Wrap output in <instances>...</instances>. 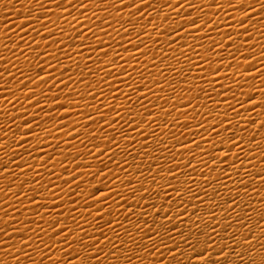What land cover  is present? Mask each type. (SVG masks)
<instances>
[{"label": "bare ground", "instance_id": "1", "mask_svg": "<svg viewBox=\"0 0 264 264\" xmlns=\"http://www.w3.org/2000/svg\"><path fill=\"white\" fill-rule=\"evenodd\" d=\"M42 2L47 8L51 9V12H45V9L41 8L40 3H37L36 0H11V2L9 0H0V58H2L0 59V71L5 68L10 69L11 73L16 75L18 81L20 77L16 68L12 67L11 63H4L3 61L14 62L31 76H35L36 72L39 71L38 65H40L45 68L41 76L48 79L47 85H41V88L36 90L37 95L33 97L31 102L24 99L25 95L31 94L28 89H24L22 92L20 89L23 86L18 82L6 83L7 80L11 79V76L7 73L0 80V84H4L3 91L5 96L12 102L8 103L3 97H0V109L3 110L0 112V124L4 126V131H0V137L7 132V143L12 144V147H15V144L12 143L14 141L21 139L29 141L24 148H17L15 153L12 148L0 151V163L8 166V172L0 176V228L5 229L8 233V236L4 237V241L0 242L4 244L3 251H0V264H40L43 254L39 250H34L33 247L26 249L31 254V259L23 254L17 259H13V256L20 251L21 245L28 236L35 235V233H30L28 228L35 229L36 225L28 224L27 220L39 221L41 215H43L45 221L57 218L66 220L68 226L73 229H75V223L78 222L89 236L94 233L104 241L100 245L103 249L100 253V260L87 258L88 255L94 256L96 249H91L90 252H87L79 243L72 244L70 248L65 245L66 250L73 254L80 252L81 256L84 257V264H178V261L173 259V252L179 258V264H206L205 259L197 256L202 255L206 248L208 251L205 252V257L213 249L219 251L221 247L230 242L234 232L237 233L238 241H242L245 236H248L254 243L257 241L259 243H256L254 253L251 256H249L244 247L237 248V253L243 252L245 258L240 261L238 255L234 254L230 257V264H251L252 260H255L256 264H261V260L264 258V248L260 247V244L264 243V128L260 127V124L264 123V12H260L259 16L254 15L251 20H247L246 27L249 31L245 33L243 29L230 28L225 23L228 16L247 19L244 13H232L230 9H227L226 0H221L224 3V8H220L219 5L209 7L212 0H195L197 4H204L207 15L197 12L194 8L189 9L185 5L184 9H181L183 13L181 17H177L173 12L174 21L163 23V27H169V25L174 27L178 24H186L192 18H199V26L202 27L205 21H211L208 28L195 32L196 39L189 37L187 40L188 44L199 45L202 43L204 45V47L198 48L201 56L207 58L202 67L208 69V71L216 67L221 68L219 83L215 85L216 91L211 92L212 99H208L200 91V88L211 91L213 85L196 80L195 77L201 74L208 76L209 80L212 77L208 75L207 71L201 73L200 69L195 67V61L199 60L200 57H197L196 53L192 52L190 48L182 49L180 47L185 41L181 40L169 48L166 37L153 32L152 25H149L147 29L148 33H151L152 38L149 39L148 35H143L142 38L146 46L141 45L140 52L135 54L132 51L124 52L123 48L119 47L121 43L131 47L128 45L127 39L121 41L120 37L117 36L115 40H111L113 49L118 50L130 63H136L133 55L140 61L139 64H136L138 70L132 72L133 87L129 89L127 83H121L122 80H127L126 75H121L117 79L115 75L106 76L104 72L99 70L101 67L107 66L114 69L116 73L121 72L117 65L110 63L115 56V51L109 49V56L107 57H104L103 53L98 50L90 52L88 46L91 45L92 48H95L99 43L94 38L86 40L84 37H80L73 45L71 38L75 33L63 20L58 19V17L66 15V13H63L62 9L57 8L56 4L49 3V0H42ZM137 2L139 3V0ZM153 2L156 7L152 14L155 15L157 11H160L162 14L157 18L156 23H161L163 14L171 12L172 9L162 7L168 3V0H153ZM171 2L176 4L178 0H171ZM251 2L255 8L260 9L261 5L256 3V0H251ZM116 3L119 6V0H116ZM85 4L89 9H97V14L101 17L109 16V19L115 20L119 15H123L125 19L128 18L127 9L123 13H117L110 3L104 4L97 0L96 4H90L88 0H85ZM100 8H106L107 11L100 12ZM225 10H227V15H225ZM72 11L73 15H79L74 9ZM145 11L147 12L149 9H145ZM188 11H191L190 17L187 16ZM52 13H55V15ZM214 13H219V15H214ZM37 16L44 17L43 22H47L49 25L48 28L43 29L41 36H37L32 30L33 28H41V23L39 22L25 27L23 32H19L21 22L26 23L35 20ZM80 19L83 21L85 17H80ZM52 21H56V23H52ZM145 24H147V20H143L136 25L132 33L134 44L139 43L135 39L136 33H143ZM127 26L130 29L132 28L131 24ZM60 28H66L63 36H61L59 31ZM113 28L120 29L121 33L123 32L119 23H113ZM50 30L55 32V36H49L48 42H52V47L48 49L50 56L41 55V53L45 52L46 46L42 36H47ZM96 31L105 41L110 40L109 37L103 35L99 28ZM237 31H239V34H237ZM209 32L211 39L208 38ZM229 32L232 33L231 39L227 38V33ZM20 35H24L25 40L32 42L34 45L39 44V49L33 51L28 49L27 45H23L22 50L25 51V55H21V49H17L16 56H13L9 49H16V45L22 44L19 39ZM157 36H159V44L153 42L157 39ZM200 37L205 38L200 41ZM56 40H61L59 46L54 42ZM213 40L224 41V45L221 46L223 48V60L219 56L206 51ZM13 41H15V44ZM82 41L83 47H81ZM5 44L8 45L7 48H5ZM229 44L232 45L231 49L226 47ZM58 47H63L65 50L58 51ZM229 51L236 53L235 59L228 55ZM182 52L190 55L193 58V62L189 63L186 57L181 55ZM141 53H147V55H141ZM89 55L92 57L91 60L87 59ZM38 56L39 60H37ZM97 56L100 57V61H97ZM57 57L59 58V63H57ZM154 57L155 67L152 65ZM176 57L179 58V62ZM209 61H211L210 64ZM216 61H220V63L217 64ZM229 63L234 66L228 68L227 65ZM49 64L51 65L50 67ZM235 65H239V67ZM170 66L175 71L170 70ZM29 69L31 70L29 71ZM145 69L147 70L145 71ZM188 69L192 71L189 72ZM162 70L164 75H161ZM129 71H131V68H129ZM141 71L145 72L144 80H141ZM61 72L64 73L62 77L60 75ZM49 73H51V76H49ZM233 73L236 74L233 79H223L226 74L232 76ZM69 76L72 77L71 82H69ZM52 77H55L57 81L63 79L66 83H70V87L65 88L61 92L59 88L62 86H58L48 92V88H51L54 83ZM82 78L84 82L79 83ZM105 78L112 82V88L100 83ZM26 79L27 77H25ZM233 80L238 81V83H234ZM157 81L160 82L164 91H161L160 87L156 86ZM136 82H139L142 91H136ZM146 82L155 90L156 95H152L148 92V88L144 87ZM89 83L92 85L94 92H100L101 88L104 89L103 93L95 101L90 96H85L84 99H81L80 96L75 95V92H79L82 95L86 94L88 91L86 85ZM197 84L199 87L193 86ZM220 84H223L225 89L230 87L231 91L221 89ZM241 85L243 86L242 88ZM189 88H191V91H188ZM12 91L16 92L15 96L11 94ZM41 91L48 95L47 100L40 95ZM70 92L73 93V96L68 99L66 97ZM125 92H131L132 94V101L134 102L132 113L137 122L142 119L145 121L140 125L142 130L147 129L145 135H149L153 130L161 134L160 139L149 135V147L145 151H141L143 138L138 133H132L131 136L125 138L120 133V126L114 124L112 128L117 130L115 135L119 146L116 143L109 144L112 129H109L108 133H101L98 124H91L85 115L76 116L78 110L86 111L92 113L93 117L99 121L103 112H98L97 107L94 105H99L101 98H103L104 111H107L109 118H111L115 114L112 111L113 108L127 109L128 104L123 95ZM220 92H223V96L218 95ZM233 93H236L235 100L232 99ZM144 94H147L151 101L145 100L144 104L155 113V116L149 115L139 103H135L137 97ZM54 96H59V99L52 102V97ZM158 96L162 98L159 101H157ZM249 96H254V99L249 100ZM18 99L19 102H17ZM36 99H40L44 105H47L45 112H40L36 121L29 126H22V120L11 123V117L23 113L25 109H27V115L24 118L31 120L39 112V109L31 108L28 105L29 103H34ZM224 99H227L229 103L237 108L240 105L236 101L240 100L244 103L245 109L254 108V110L251 112L241 110V115L237 116L235 112L228 108L227 104L221 102ZM189 100L192 101V105L187 108L183 107ZM213 101H216L217 104H213ZM13 103H15V108H13ZM157 103L163 106L164 112H161L159 107H153ZM60 104H64L65 108H59ZM76 104L79 105V109L75 107ZM172 104H179V110H172L170 107ZM205 104L208 107H205ZM256 104L260 106L254 107ZM217 106L218 111H213L212 109ZM193 107H195L196 112H193ZM49 109L52 111L49 112ZM168 111L172 112L170 116L166 115ZM184 111H187L189 115H181ZM56 112L60 116L71 113V117L68 120L60 121L55 119L53 115ZM225 112H227V117L224 115ZM205 115H207L205 123L207 128H211L213 124L218 125L220 120L231 121V130L229 132H224L223 127L218 128L221 133L220 136H217L215 132L205 131L204 128L200 129L205 140L215 142L216 154L218 156L228 155L229 160L221 165L218 160L213 161L211 155H202L200 150L197 149V157L192 161L193 165L196 166V170L193 171L191 168L185 170L184 165L191 159V153L187 149H182L177 140H184V136L180 135L181 131L190 140L192 131L195 130L198 123L204 121ZM177 117H179L180 124L175 125L169 131V126L173 125ZM165 118L168 121V125L162 126ZM154 119L158 120L159 123H152ZM76 120H79V123L75 126V132L71 134H79L76 139H72L71 135L65 137L64 131L66 130L56 133L60 137L59 140L54 139L49 134L61 124L67 123L71 126L72 122ZM252 120H255L256 123H251ZM184 123H190V128L182 129L180 125ZM37 124H39V127H37ZM85 124H91V127H85ZM29 127L34 130L33 133L29 136H24V133L29 131ZM172 132H175V137ZM232 132L236 133L238 141H242L243 152H241L240 148H234L232 152H227L228 137L231 136ZM13 133L16 134L14 135ZM253 135H255V140L252 139ZM37 136H39V140ZM132 136L135 137L137 142L133 141ZM45 137H47V140ZM196 139L200 140V136L198 135ZM222 140L224 141L223 144H221ZM81 141L84 143H81ZM161 141L166 142L167 146L172 148V151H161L160 149L163 147ZM85 144H87V147ZM96 144H99L100 147L93 148V145ZM41 145L46 155L41 156L36 151ZM173 145H175L174 148ZM191 147L195 149V145ZM25 148L32 152L31 156L28 155ZM202 148L211 152L213 145L212 143L205 144L202 142ZM222 148L224 149L223 152L220 151ZM90 149L99 156V159L88 155ZM154 149L155 151H153ZM105 150H107L108 154L100 156V152ZM128 152L132 154L126 155ZM146 152L151 153V155H146ZM173 152L176 153L175 158H173ZM180 153H183V155ZM237 153L244 160V165L241 166L237 162L236 169L230 168L229 165L235 160ZM111 154H115V161L127 168V172L121 171L116 163L109 160L108 157ZM48 156L54 157L49 161V170L55 171L56 176L62 177L61 179L57 180L56 176L50 177L49 172H45L44 168L41 167L43 161L48 159ZM158 156H165L166 159L158 160ZM73 157L78 158L73 161ZM12 159H15V164L11 163ZM25 161H27V164ZM61 161H64V164L68 167V172L63 171ZM101 161L107 164V167H104ZM202 161H207V166H204ZM17 164L24 165L25 168H27L28 164L35 165L43 173V180L40 183H33L34 173L29 171L28 175L24 176L21 169L16 167ZM76 164H90L91 167H81L75 173L79 179L71 185L65 184V179H71ZM177 164L179 168L176 169V174L179 178L171 179L167 168L169 166L176 168ZM53 165L55 166L54 168ZM161 165H163V171H161ZM149 166H151V172H149ZM101 168L104 170L103 173L95 175ZM109 169L119 176V180L113 182V171H109ZM212 169L215 170L213 171ZM237 169H242L239 171V175H237ZM8 173L17 175L12 176ZM80 173H83V175H80ZM157 173H159V176H157ZM105 175L107 179H105ZM152 176H156L155 182L152 180ZM50 179L55 181V183L49 184L48 181ZM13 180L15 181L14 183ZM25 180L29 182L22 185V181ZM129 180L133 182L131 186L127 184ZM241 180L244 181L243 184L240 183ZM77 183L80 184L79 188L76 187ZM42 184L45 187H42ZM225 184L227 187H225ZM245 184L247 187H245ZM9 185H11L10 191ZM46 187L55 191L57 199L53 200L51 191H46ZM141 187L144 191H137L136 195L133 196V189ZM173 187H179L180 193H174L172 191ZM97 188L102 191L96 193L95 198H92L91 194ZM165 189H167L168 195H165ZM70 191L72 199L76 201L75 204H72L68 198ZM17 192L20 193L19 201L15 195ZM105 195L110 196V199L103 201ZM181 195L183 200L180 199ZM33 196L36 197L38 203H46L48 205L47 208L38 209L41 215H36L32 211L36 209V204H30ZM168 196H171L172 199L169 200ZM86 200L87 205H91V207L85 204ZM233 200L236 201L234 205H232ZM53 204L60 205V207L53 208ZM153 204L155 208L152 207ZM230 205L235 208V211H232ZM71 209H75V211H71ZM96 209L103 210L104 219L99 224L96 223L95 216L90 214L100 215L101 213H97ZM5 211L10 215H5ZM61 212H63V216L59 217L58 214ZM156 212H160V215L156 216ZM211 212H215L214 223L213 217L210 215ZM180 213L183 214L180 215ZM245 213H248V215H245ZM237 214H239V217L244 218L247 228L236 224ZM73 216L76 218L75 222L72 220ZM13 217L19 223L13 222ZM109 220L112 221L113 227L119 233V236L108 227L106 222ZM198 220L200 221L199 226L196 224ZM229 224L232 226L228 227ZM101 225H103V231L109 240H105L104 237L100 236ZM43 227L47 228V223H44ZM213 227H216L219 235L212 233ZM225 228H227L226 232ZM138 229H143V231ZM150 229L151 231H149ZM75 231L76 235L73 239L85 236V231L79 229H75ZM157 231L158 235H152ZM128 233H131V235ZM41 235L43 234L41 233ZM149 235H152V239H149ZM209 235L215 236L214 243L208 240ZM9 236L11 239L8 238ZM133 238H135V243ZM57 239H62V237ZM161 239L164 241L162 244L159 243ZM85 240L87 241V236H85ZM153 241L157 242L158 250L151 247ZM49 243L51 244L52 242L49 241ZM113 244L115 247H113ZM145 245L148 246L147 249H145ZM59 247L58 244L55 245L53 259L59 260V264H68V259L63 258ZM181 253L183 254L182 256ZM43 264H52V262L44 259ZM72 264H81V261L73 260Z\"/></svg>", "mask_w": 264, "mask_h": 264}, {"label": "snow or ice", "instance_id": "2", "mask_svg": "<svg viewBox=\"0 0 264 264\" xmlns=\"http://www.w3.org/2000/svg\"><path fill=\"white\" fill-rule=\"evenodd\" d=\"M9 2H11V0H9ZM37 3H40L41 8L45 9V12H51L50 8H47L44 3L42 2V0H36ZM101 3L104 4H111L112 8L115 9V11L117 13H123L125 9L128 10V18L125 19V17L123 15H119L118 18H116L115 20L109 19V16H99L97 14V9L93 8V9H89L87 7V5L85 4V0H49V3H54L56 4L57 8L62 9L63 13H66V15H61L60 17H58V19L63 20L65 22V24L72 29V31L75 33V35L71 38L72 40V44H75V41L77 39H79L80 37H84L86 40L87 39H96L99 41V43L96 45L95 48H92L91 45H89V50L90 52L92 51H100L103 53L104 57L109 56V49H113V45L111 43V40H115L117 36L120 37V40H125L127 39L128 45H130L131 47H127L125 46L123 43L119 44V47L123 48L124 52H130L132 51L134 54L136 52H140V48L141 45H145L146 43L144 41V39L142 38L143 35H148L149 39L152 38L151 33H148L147 29L149 25H152V31L155 33H158L160 35H163L164 37H166L167 40V46L169 48L172 47L173 44H177L179 43L181 40L185 41V43L181 44L180 47L183 48H190L192 52L196 53L197 57H200L199 60L195 61V67L200 69L201 73L204 72H208V75H210L212 77L211 80L208 79V76L206 75H199L197 77H195L196 80L199 81H204L207 83H210L213 85V88L211 89V91L205 90L203 88H200V91L208 97V99H212L211 97V92H215L216 88L215 85L217 83H219V73L221 68L220 67H216L215 69H212L211 71H208V69H205L204 67H202L203 63L205 62V60H207L206 57L201 56V53L199 52L198 48H202L204 47V45L202 43H200L199 45L197 44H188L187 40L189 37L196 39L195 37V32L196 31H203V29L208 28L209 24H211V21H205L204 25L201 27L199 26V18H192L190 20V22L186 23V24H178L176 26H171L169 25V27H163V23L164 22H168V21H174V17L172 15V13L174 12L176 14L177 17H181L183 15V13L181 12V9H184L185 5H187V7L189 9L194 8L197 12H202L205 15H207V13L205 12V8H204V4L200 3L197 4L195 2V0H178V2L176 4H173L171 2V0H168V3L166 5H163L162 7H168L171 8L172 11L167 13V14H163V18H162V22L161 23H156V20L159 16H161V12L157 11L155 15H153V11L155 10V3L153 2V0H139V3L137 2V0H119V6L116 3V0H100ZM88 3L90 4H96L97 0H88ZM227 3V9H230L232 13L235 12H242L244 13V16L247 18H237L235 16H228L227 20L225 21V23L228 25V27H237L238 29H243V31L245 33H247L249 31V29L246 27V22L247 20H251L253 19V16H259L260 12H264V0H256V3H259L261 5L260 9L255 8L254 4H252L251 0H226ZM216 5H219L220 8H224V3L221 2V0H212V3L209 4V7H214ZM75 10L79 15H73V11ZM145 9H149V11H145ZM100 12H105L107 11L106 8H100L99 9ZM53 15H55V13H52ZM110 15V13H109ZM214 15H219V13H214ZM225 15H227V10H225ZM187 16H191V11L187 12ZM80 17H85V20H81ZM135 18V19H133ZM143 20H147V24L144 25V32L143 33H136V37L135 39L137 41H139V43L134 44L133 40H132V33L136 27V25L140 24ZM44 21V17L42 16H37L35 18V20L32 21H28V22H21L20 28H19V32H23L25 27H29L35 23H41V28L40 29H35L33 28L32 30L36 33L37 36H41L42 35V31L44 28H48V23L47 22H43ZM98 21V22H97ZM52 23H56V21H52ZM113 23H119L120 27L123 29V32L121 33L120 29H116L113 28ZM131 24L132 28L130 29L127 25ZM77 25H79V27H77ZM99 28L101 32H103V35L105 37H109L110 40L109 41H105L104 39H102L100 37V35L97 33L96 29ZM109 29H111V31H109ZM195 30V31H194ZM61 36H63V34L66 31V28H60L59 29ZM237 34H239V31H237ZM49 36H55V32L53 31H49V34L47 36H42L43 40L46 42V46H45V52L41 53V55H45V56H50V53L48 52V49H50L52 47V42H48L49 41ZM205 37H200L199 40L203 41ZM208 38L211 39V35L210 32L208 34ZM227 38L231 39L232 38V33L229 32L227 33ZM9 39H11V37H9ZM20 41L22 42V44H18L16 45V49H9V51L12 52L13 56H16V50L17 49H21L20 54L21 55H25V51L22 50L23 49V45H27L28 49H32L33 51H36L37 49H39V44H33L32 42H29L27 40H25L24 35H20L19 37ZM58 46L61 44V40H56L54 41ZM156 44L160 43L159 40V36H157V39L153 41ZM13 43L15 44V41H13ZM233 43H235V41H233ZM224 45V41L220 40V41H215L213 40L211 45L206 49L207 52L215 55V56H219L221 60L224 59V56L222 55L223 52V48L221 46ZM8 45L5 44V48H7ZM81 47H83V41L81 42ZM228 49H231L232 45L229 44L226 46ZM254 47V46H253ZM65 49L63 47H58V51H64ZM113 51H115V56L112 58V60L110 61V63L112 65H117L120 69L121 72L120 73H116L114 71V69H111L107 66L101 67L99 70L101 72H104L106 74V76H112L115 75L117 79L120 78L121 75H126L127 76V80H122L121 83H127L129 89H132L133 84H132V72L137 71V67L136 64H139L140 61L138 59H136L135 55H133V59L136 60L135 64L130 63L129 60L125 59L123 57V55L116 49H113ZM173 51H175V49H173ZM237 51H239V49H237ZM141 55H147V53H141ZM181 55H184L186 57V59L188 60L189 63L193 62V58L188 55L187 53H181ZM228 55L231 56L233 59L236 58V53H233L231 51L228 52ZM247 58V57H245ZM2 59V58H0ZM57 63H59V58L57 57ZM87 59L91 60L92 57L91 55H89L87 57ZM97 61H100V57L97 56ZM176 59L179 62V58L176 57ZM37 60H39V56L37 57ZM118 61H120L118 63ZM4 63H11L12 67H15L17 72L19 73V77L20 79L17 81V77L15 74L11 73L10 69L5 68L3 71H0V80H2L5 77V74L7 73L9 76H11L10 80H7L6 83L11 84L13 82H18L19 84H21L23 87L20 89V91H24V89H28L29 92L31 93L30 95H25L24 99L26 101L31 102L33 97L37 95L36 90L41 88V85H47L48 84V79L47 78H43L41 76V74L45 71V68L43 66L38 65L39 67V71L36 72L35 76H31L28 75L25 70L23 68H20L19 66H17L14 62L12 61H3ZM47 62V61H46ZM161 62H163V60H161ZM211 63V61H209V64ZM217 64L220 63V61H216ZM152 65L153 67L156 66L155 64V57L152 60ZM51 65L49 64V67ZM87 66V65H86ZM234 65L232 63H229L227 65L228 68H232ZM236 67H239V65H235ZM129 68H131V71H129ZM31 69H29L30 71ZM147 69H145L146 71ZM170 70L175 71V69L171 68L170 66ZM189 72H191V69H188ZM90 74H94V73H90ZM61 77L64 75L63 72H61ZM161 75H164L163 70L161 71ZM236 74L233 73L232 76L229 75H225L223 77V79L225 80H230L233 79V77ZM49 76H51V73H49ZM25 77H27V79L25 80ZM140 77L141 80L145 79V72L141 71L140 72ZM54 83L52 84L51 88H48V92H51L52 88H56L58 86H62L59 88V90L61 92H63V90L65 88H69L70 87V83H66L63 79L60 80H56L55 77H52ZM72 81V77L69 76V82ZM84 79L82 78L79 83H83ZM234 83H238V81L233 80ZM101 84H106L109 88H112V82L108 81L106 78L102 79L100 81ZM31 85V87H30ZM157 87H160L161 91H164L163 87L161 86L160 82L157 81L156 84ZM194 87H199V85H193ZM88 91L86 94H81L79 92H75V95L80 96L81 99H84L85 96H90L91 99L93 101H95L97 99L98 96L101 95V93H103L104 89L101 88L100 92H94L92 85L89 83L86 85ZM144 87L148 88V92H150L152 95H156L155 90L150 87L147 82L145 83ZM243 86L241 85V88ZM220 88L224 89L225 91H231V88H227L225 89V86L223 84H220ZM4 84H0V97H3L5 99L6 102L8 103H12L10 100H8V98L5 96L4 94ZM136 91L140 92L142 91V89L139 86V82H136ZM188 91H191V88L188 89ZM11 94L13 96L16 95L15 91H12ZM40 95L44 96V99L47 100L48 99V95L44 92L41 91ZM125 100L127 101L128 107L127 109L121 110V109H116L113 108L112 111L115 113L114 116H112L111 118H109V113L107 111H104V100L103 98H101L100 104L99 105H94L95 107H97V111L98 112H103V115L100 117V120L97 121L92 113L90 112H86V111H77L76 112V116L79 117L81 114L85 115L86 119L88 121L91 122V124H98L99 126V131L101 133H108L109 129H112V134H111V140L109 141V144L112 143H116L117 146H119L118 141L116 139V129L112 128V125L117 124L120 126V133L123 137L127 138L129 136L132 135V133H138L140 137L143 138V142H142V147H141V151H145L148 147V140H149V135L150 136H154L157 137V139L161 138V134L158 133L157 131L153 130L149 133V135H145V132H147V129H141L140 125L142 123H144L145 121L142 119L139 122H137L135 116L132 113V105H133V101H132V94L131 92H125L123 93ZM218 95L223 96V92L218 93ZM73 96V93H68L67 97L68 99H71ZM115 98H119V97H115ZM59 99V96H54L52 97V102H55L56 100ZM160 99H162L161 97H157V101H159ZM232 99H236V93H233ZM254 96H249V100H253ZM145 100H149L150 101V97L147 94H144L142 96L137 97V100L135 101V103H139L145 112H147L149 115L151 116H155V113L152 112L148 106L146 104H144ZM17 102H19V99L17 100ZM222 103H225L228 105V108L232 111L235 112L237 116L241 115V110L246 111V112H251L254 110V108H249V109H245L244 108V103L240 100H237V104L240 105L239 108H237L235 105L231 104L228 102L227 99H224L223 101H221ZM213 104H217L216 101H213ZM192 105V101L189 100L185 105H183V107L187 108L188 106ZM31 108H38L39 112L32 117L31 120L25 119L24 117L27 115V109H25V111L17 116H12L11 117V123H16L17 120H22L23 121V125L22 126H29L30 124H32L34 121H36L37 116L39 115L40 112H45V109H47V105H44L42 103V101L40 99H36L34 103H29L28 105ZM205 107H208L207 104L204 105ZM259 104L254 105V107H259ZM59 108H65L64 104H60L58 106ZM75 107H77L79 109V105L76 104ZM153 107H159L161 112H164L165 109L163 108V106L157 104H154ZM172 108V110H179L180 105L179 104H172L170 106ZM13 108H15V103H13ZM213 111H218V106L214 109H212ZM3 110L0 109V112H2ZM49 112H51L52 110L49 109ZM193 112H196L195 107H193ZM125 113H127V115H125ZM172 114L171 111H168L166 113V115L170 116ZM181 115L184 116H188L189 113L187 111H184L181 113ZM197 115H199V113H197ZM225 117H227V112L224 113ZM71 117V113H68L67 115H61L55 119L60 120V121H64V120H68ZM195 118V117H193ZM207 121V115H205L204 117V121L198 123L195 127V130L192 131L191 133V139L189 140L187 138V136L185 135V133L183 131L180 132L181 136H184V140L180 141L177 140V143L180 144V147L182 149H187L189 153H191V159H189L187 161V163L184 165L185 170L191 168L193 171L196 170V166L193 165L192 161L196 159L197 157V152L196 150H200L202 155H211L213 161H219V164H225L228 162L229 157L228 155H220L218 156L216 154V144L214 141L211 140H205L204 139V135L203 133L200 131L201 128H204L205 131H209V132H215V134L217 136H220L221 133L218 130V128L223 127V131L224 132H229L231 130V121L230 120H220L219 124H213L211 125V128H207L205 127V123ZM79 123V120L73 121L72 125L70 126L67 123H63L61 124L58 128L54 129L53 132H50L49 134L51 136H53L54 139L59 140V136L56 135V133L60 132L61 130H66L64 131V136L68 137L70 136L72 133L75 132V126L76 124ZM152 123H159L158 120L154 119L152 121ZM251 123H256L255 120H252ZM91 124H85V127H91ZM180 124L179 121V117H177L172 126H169V131H171L172 127H174L175 125ZM168 125V121L165 118L163 121V125L162 126H167ZM18 127H20V125H18ZM37 127H39V124H37ZM180 127L182 129H187L190 128V123H184L182 125H180ZM237 127H239V125H237ZM261 128H264V123L260 124ZM10 130V128H9ZM246 130V129H245ZM0 131H4V126L2 124H0ZM33 129L29 127V131L27 133H24V136H29L30 134L33 133ZM14 135L16 133H13ZM77 135H71L72 139H76ZM172 135L175 137V132H172ZM200 136V140H197L196 137ZM37 139L39 140V136H37ZM45 139L47 140V137H45ZM132 139L134 142H137L135 137L132 136ZM253 140H255V135H253L252 137ZM228 147H227V152H232V150L234 148H240L241 152L244 151V148L242 147V141H238L236 139V133L232 132L231 136L228 137ZM67 142V141H65ZM202 142L203 143H212L213 145V150L211 152H209L207 149L202 148ZM15 144V147H12V144H8L7 143V132H5V135L0 137V151H6L8 148H12V151L15 153L17 148H24L25 145L27 143H29L28 140L26 139H21L19 141H14L12 142ZM81 143H84L83 141H81ZM163 147L160 149L161 151H165V152H171L172 148H169L167 146V143L164 141H161ZM224 141H221V144H223ZM195 145V149H193L191 146ZM85 146L87 147V144H85ZM57 147H59V145H57ZM100 145L96 144L93 145V148H99ZM175 147V145H173V148ZM25 151L28 152V155L31 156L32 152L29 151V149L25 148ZM37 152H39L42 155H46V153L43 152V146H39L36 149ZM155 151V149L153 150ZM221 152L224 151V149H220ZM251 151V150H249ZM107 150L105 151H101L100 152V156L102 155H106ZM131 152L126 153V155H131ZM181 155H183V153H180ZM88 155L93 156L95 159H99V156L96 155V153L90 149L88 152ZM146 155H151V153H147ZM176 153L173 152V158H175ZM36 158H40V157H36ZM54 157L53 156H48L47 160L43 161V164L41 165V167L44 168L45 172H49V176H56L55 171H50L48 168V164L49 161H51ZM78 157H73V161L75 159H77ZM109 160H112L113 163L117 164V167L120 168L121 171L127 172V168L123 167L120 163L115 161V154H111L109 155ZM65 159H67V157H65ZM135 159V157H134ZM158 160H165L166 157L165 156H158L157 157ZM237 162H239V164L241 166L244 165V160L242 159L241 155L239 153L236 154L235 160L229 165L230 168L236 169V165ZM11 163L15 164L16 161L15 159H12ZM25 163L27 164V161H25ZM102 164H104L103 161H101ZM204 166H207V161H202ZM61 166L64 172H68V167L64 164V161H61ZM17 168L21 169V172L24 176L28 175L29 171H32L34 173V179H33V183H40L43 180V173L35 166V165H31L28 164L27 168L24 167V165H20L17 164L16 165ZM55 166L53 165V168ZM81 167H91L90 164L88 165H84V164H76L75 165V169H73V174L71 176V179H65L64 183L65 184H69L71 185L73 182H76L79 177L75 174ZM104 167H107V164H104ZM179 168V165H176V168H173L171 166H169L167 168V172L169 173V176L171 177V179H178L179 177L176 174V169ZM213 171L215 169H212ZM242 169H237V175H239V171ZM103 168H101L97 173H95V175H100L103 173ZM109 171H113L111 169H109ZM161 171H163V165H161ZM8 172V166L7 164H2L0 163V176H3L4 173ZM149 172H151V166H149ZM9 175L12 176H16L17 174L15 173H8ZM80 175H83V173H80ZM141 175H143V173H141ZM157 176H159V173H157ZM18 178V176H17ZM62 177L60 176H56V179L59 180ZM152 180L155 182L156 181V176H152L151 177ZM229 178H231L229 176ZM105 179H107V176L105 175ZM119 180V176L113 171V182ZM15 181L13 180V183ZM29 181L25 180L22 181V185L23 184H27ZM49 184H54L55 181H52L51 179L48 181ZM132 181L129 180L127 181V184L129 186L132 185ZM142 183V182H141ZM240 183H244L243 180L240 181ZM42 187H45V185H41ZM76 187L79 188L80 184L77 183ZM171 187V185H170ZM225 187H227V185L225 184ZM245 187H247V185L245 184ZM11 190V185H9V191ZM46 191H51V195L53 200L57 199L56 197V193L55 191H52L49 188H45ZM102 190L100 188H97L92 194L91 197L95 198L96 193L101 192ZM137 191H144V189L141 187L139 189H133L132 195L135 196ZM172 191L174 193H180V188L179 187H173ZM189 191H191V189H189ZM17 200L19 201V197H20V193L17 192L15 193ZM165 195H168V191L167 189H165ZM68 198L71 201L72 204H75L76 201L74 199H72V193L71 191L68 193ZM169 200L172 199L171 196H168ZM198 198V197H197ZM108 199H110V196L105 195L103 197V201H107ZM141 199H143V197H141ZM180 199L183 200V196H180ZM98 202H102V201H98ZM20 203H22V201H20ZM236 203L235 200L232 201V205H234ZM30 204H36V209L32 210L36 213V215H41L38 211L39 208H47L48 205L45 204H40L36 201V197L33 196L31 198ZM85 204L87 205V200L85 201ZM232 205H230V207L232 208V211H235V208L232 207ZM88 207H91V205H87ZM9 207H11V205H9ZM53 208L55 207H60V205H56L53 204L52 206ZM153 208H155V205H152ZM129 208H131V206H129ZM71 211H75V209H71ZM97 213H101L100 215H95L94 213H90L91 215L95 216V221L97 224H99V222L101 220L104 219L103 217V210L102 209H96ZM5 215H10L7 211H5L4 213ZM183 213H180V215H182ZM109 215H111V213H109ZM160 212H156V216H159ZM210 215L213 217V223L215 222V212H211ZM229 215H231V213H229ZM238 215V219L236 220V224L239 225L240 227H244L247 228V224L244 223V218L243 217H239ZM245 215H248V213H245ZM59 217L63 216V212L58 214ZM72 220L75 222L76 218L73 216ZM13 222L19 223V221H16L15 217H13ZM28 224H35L36 228H28V231L30 233H35V235H30L28 236V238L26 240H24L23 244L21 245L20 251L18 253H16L13 256V259H17L21 254L23 255H27L29 257V259H31V254H29L26 249L33 247L34 250H39L42 252L43 254V259L41 260L40 264H43V260L46 259L48 261H51L52 264H59V260H54L53 259V252H54V247L55 245H59V251L63 254V258H67L68 259V264H72L73 260H80L81 264H84V257L81 256L80 252H76L75 254H73L70 251H67L65 248V245H67L69 248L71 247L72 244L74 243H79L82 245V247L87 251L90 252L91 249H96V253L95 255H88L87 258L88 259H94V260H100V253L103 251V249L100 247V245L104 242L102 241L100 238H98L94 233L92 235H88L87 232L82 228V226L76 222L75 223V229H79L81 231H85V236H87V241L85 240V236H81L78 239H73V237L76 235V231L73 228H70L68 226V222L66 220L57 218L55 220H49V221H45L43 215H41V219L39 221H35V220H27ZM47 223L48 227L44 228L43 224ZM108 227L116 233L117 236H119V233L116 232V229L113 227V223L111 220L106 222ZM197 226H199L200 221H196ZM63 225V226H61ZM232 225L229 224L228 227H231ZM139 231H143V229H138ZM151 231V229L149 230ZM227 231V228H225V232ZM41 233L43 235H41ZM212 233L219 235V233L217 232L216 227L212 228ZM129 235H131V233H128ZM158 231L156 233H153L152 235H158ZM182 234V233H181ZM152 235H149V239H152ZM8 236V233L5 229L0 228V242L4 241V237ZM100 236L104 237L105 240H109V238L106 236L105 232L103 231V225H101L100 227ZM45 237H47V239H45ZM58 237H62V239H57ZM9 239H11V237H8ZM171 238V237H170ZM208 240L212 241L214 243L215 241V236L214 235H209L208 236ZM29 241H31V243H29ZM49 241H51L52 243L50 244ZM133 242L135 243V238H133ZM160 244L164 243L163 239L160 240L159 242ZM256 243H259V241L257 242H253L252 239L248 236H245L243 238L242 241H238L237 240V233L234 232L231 236V240L229 243L225 244L224 247H221L219 251H216L215 249L212 250V252L205 257V252H207V248L205 249V252H203L202 255H199L197 257L205 259L206 260V264H230V257H232L234 254L238 255L239 260L243 261L245 258L244 253H237V248L240 247H244L246 252L249 254V256L253 255L254 253V249L256 247ZM3 247L4 244L0 243V251H3ZM113 247H115V245L113 244ZM147 245H145V249H147ZM151 247L153 249L158 250V244L156 241H153V244L151 245ZM261 248H264V243L260 244ZM171 251V250H170ZM183 254L181 253V256ZM130 259V257H129ZM173 259L178 261L179 264V258L177 257L176 253L173 252ZM251 264H256L255 260L251 261ZM261 264H264V258H262L261 260Z\"/></svg>", "mask_w": 264, "mask_h": 264}, {"label": "rangeland", "instance_id": "3", "mask_svg": "<svg viewBox=\"0 0 264 264\" xmlns=\"http://www.w3.org/2000/svg\"><path fill=\"white\" fill-rule=\"evenodd\" d=\"M53 115H54L55 118H57V117L60 116V114H59L58 112L54 113ZM91 180H93V179H91ZM91 180H90V181H91Z\"/></svg>", "mask_w": 264, "mask_h": 264}]
</instances>
